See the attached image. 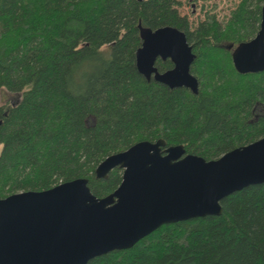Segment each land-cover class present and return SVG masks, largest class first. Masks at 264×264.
<instances>
[{"label": "trees", "instance_id": "trees-1", "mask_svg": "<svg viewBox=\"0 0 264 264\" xmlns=\"http://www.w3.org/2000/svg\"><path fill=\"white\" fill-rule=\"evenodd\" d=\"M183 0H103L94 23L53 1L11 24L10 0H0V88L19 93L0 103V196L46 189L88 177L98 196L113 192L124 169L98 177L109 154L163 138L207 159L264 136V70L239 72L232 51L261 27L264 0H240L225 20L207 11L194 24ZM76 3V2H75ZM72 3V4H75ZM65 12L52 27L36 23ZM174 25L194 46L191 71L199 91L148 79L138 69L140 26ZM159 70L173 67L157 60ZM223 213L164 223L134 246L87 264H264V182L225 196Z\"/></svg>", "mask_w": 264, "mask_h": 264}, {"label": "water", "instance_id": "water-1", "mask_svg": "<svg viewBox=\"0 0 264 264\" xmlns=\"http://www.w3.org/2000/svg\"><path fill=\"white\" fill-rule=\"evenodd\" d=\"M139 26V71L197 93L200 81L191 71L196 53L186 32L174 25ZM232 55L241 73L264 70V4L259 31ZM159 58H170L173 67L159 70ZM116 166L124 169L123 179L105 196L91 190L88 177L0 196V264H87L134 246L164 223L222 214L225 196L264 182V136L212 159L181 143L142 139L107 155L96 174L107 177Z\"/></svg>", "mask_w": 264, "mask_h": 264}, {"label": "rangeland", "instance_id": "rangeland-1", "mask_svg": "<svg viewBox=\"0 0 264 264\" xmlns=\"http://www.w3.org/2000/svg\"><path fill=\"white\" fill-rule=\"evenodd\" d=\"M10 7L7 12L11 16V24L18 18L25 15L26 12L31 11L33 7L43 8L46 4H51L53 1L58 0H10ZM65 3L71 1L70 11L76 13L81 17L86 18L89 22L94 23L97 15L100 13L103 7V0H63ZM240 0H183L180 6L182 14H186L192 21L193 25L203 20L207 11L217 13V16L221 20H225L229 17L230 11L237 5ZM76 2V3H75ZM75 3V4H72ZM65 12L52 13V16L46 14L41 18L35 20L36 23L41 25H47L49 28L53 22L65 17ZM19 40V34L9 31L0 36V47L6 45H13ZM19 93H14L6 88H0V103L8 104L13 103L19 98ZM3 143L0 142V152L2 150Z\"/></svg>", "mask_w": 264, "mask_h": 264}, {"label": "flooded vegetation", "instance_id": "flooded-vegetation-1", "mask_svg": "<svg viewBox=\"0 0 264 264\" xmlns=\"http://www.w3.org/2000/svg\"><path fill=\"white\" fill-rule=\"evenodd\" d=\"M192 45H193V44H192ZM228 45H232V46L229 48ZM225 46H226L227 49H231L232 54H233V50L235 49V47H236L237 45H234L233 42H230V43H228V44H225ZM193 50H194V46H193ZM232 58H233V55H232Z\"/></svg>", "mask_w": 264, "mask_h": 264}]
</instances>
